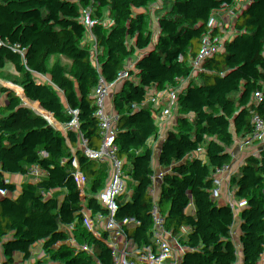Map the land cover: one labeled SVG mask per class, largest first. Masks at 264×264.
<instances>
[{
	"label": "trees",
	"instance_id": "1",
	"mask_svg": "<svg viewBox=\"0 0 264 264\" xmlns=\"http://www.w3.org/2000/svg\"><path fill=\"white\" fill-rule=\"evenodd\" d=\"M89 1L0 0V34L27 39L51 31ZM102 28L107 36L89 38L84 51L56 53L40 69L0 70V239L24 258L38 241L39 261L27 264H60V208L75 212L90 189L109 181L74 226L78 264H120L113 237L96 236L114 217L137 219L147 210L128 264H213L215 245L233 264H264V192L250 190L251 180L264 183V163L246 159L264 135V96L251 88V71L264 62V0H119L116 18ZM246 41L249 48L240 49ZM148 44L166 55L187 53L167 64ZM158 80L151 100L164 113L129 132L115 173L106 142L114 125L85 105L109 85L139 106ZM211 96L219 97L221 116L199 144L194 168L154 202L162 170L181 165L170 157L173 146L196 134L193 115ZM47 139L55 171L42 152ZM0 264L24 263L0 244Z\"/></svg>",
	"mask_w": 264,
	"mask_h": 264
},
{
	"label": "built area",
	"instance_id": "2",
	"mask_svg": "<svg viewBox=\"0 0 264 264\" xmlns=\"http://www.w3.org/2000/svg\"><path fill=\"white\" fill-rule=\"evenodd\" d=\"M90 0L85 7H75L73 15L64 22L56 25L51 31L35 34L30 36L28 39L13 38L9 43V50L0 49V59L6 58L0 65V70L10 69L17 70L21 67H27L34 65L40 69L44 63L49 62L52 55L56 53H78L84 51V41H78L74 39L71 30H76L79 25L77 16L86 10V17L88 23L92 27L91 37L105 38L107 36L106 31L102 28V22L105 18L115 19L116 12L119 7V0H98V8L94 7L93 10H88V7L93 3ZM71 36V37H70ZM73 37V38H72ZM250 46V42L246 41L240 45V49L246 50ZM147 47L162 57L163 61L169 64L174 58L179 57L182 54L187 53L185 47H181L172 55H166L153 44H148ZM259 71L264 77V62L259 65ZM231 95L236 93V88L228 89ZM249 101L254 102L252 95L247 94ZM213 111L221 112L222 105L215 107ZM197 126L207 123L210 119L208 116H204L200 113L193 115ZM42 152L48 160L49 167L52 171H55L52 165V159L56 155V151L52 148V140L49 139L43 143ZM69 152H66L68 154ZM171 158L179 157L178 154L171 151ZM246 159L253 166L257 167L261 163H264V135L262 136L259 145L252 144L246 151ZM184 178V172L180 167L173 168L170 165L166 166L162 170L160 182L156 189L153 190L152 195L154 202H161L163 193L172 187L178 185ZM57 180V179H56ZM56 182V181H55ZM250 190L252 192H264V183L251 180ZM91 199L86 197L79 205L75 212L68 213L64 208H60L59 214L54 222L56 243L55 247L59 250L60 264H78V255L80 252V245L75 241L74 236H70V223L74 222L75 217L78 214H83L88 210H92ZM145 219V217H139L137 219L118 220L117 218L111 219L105 231L101 235H97L96 239L103 238L106 236L113 237V244L119 255H124L130 249L133 248L139 224ZM223 224L217 222L214 230L217 235L223 232ZM34 249L28 254L26 258L17 256V252L14 249H10L5 245L7 251L16 257L18 260L27 264V261H39V242L31 241ZM213 254L215 261L213 264H233L232 256L219 245H215L213 248Z\"/></svg>",
	"mask_w": 264,
	"mask_h": 264
},
{
	"label": "rangeland",
	"instance_id": "3",
	"mask_svg": "<svg viewBox=\"0 0 264 264\" xmlns=\"http://www.w3.org/2000/svg\"><path fill=\"white\" fill-rule=\"evenodd\" d=\"M229 33H232V31H230ZM13 38H16V37H12L4 33L0 34V49L9 50L8 49L9 43ZM5 59L6 58L0 59V65L2 64V62L5 61ZM169 66L171 65H167L166 68H169ZM259 67L260 66H257L256 71L255 70L253 71L254 73H252L253 75L252 77L259 78L261 76ZM246 79L252 80L251 76L249 75H247ZM160 83H161L160 80H158L150 87V89L147 91L143 99L140 101L139 106L137 105L135 107H131L129 96L128 95H124V96L117 95V90L109 85H103L101 87H98L96 93L93 95L91 100L85 105L86 112L89 115H91L93 118L109 120L114 125V131L111 133V135L106 141L111 146L110 159H112L114 163L118 155L119 148H121L125 143L124 139L129 137V132L139 125L148 126V125L153 124L157 116L164 113V109L162 107L155 106L151 100L152 95L160 87ZM203 104H204L203 108L196 111V113H202L204 112V110H207L210 107L218 105L217 102H213V101L206 102V103L204 102ZM220 116H221V112H215L210 117L212 119L210 123H212V125L214 126L217 123ZM198 128L199 126H197V129ZM48 140L49 139L45 141H48ZM177 151L178 149L176 148V152ZM185 159L186 158H184V161H186ZM186 163L187 161L184 162L183 166L180 165L184 173L185 171H187V168L185 169L184 167ZM86 197H89V196H86ZM148 213H149V210L142 211L139 214V217H146ZM72 224L73 223L71 222L69 230L72 229ZM134 246L133 248H136ZM120 261L122 263L121 258H120Z\"/></svg>",
	"mask_w": 264,
	"mask_h": 264
},
{
	"label": "crops",
	"instance_id": "4",
	"mask_svg": "<svg viewBox=\"0 0 264 264\" xmlns=\"http://www.w3.org/2000/svg\"><path fill=\"white\" fill-rule=\"evenodd\" d=\"M92 2L93 3H91V5L88 7V10H93L94 7L98 8V4H99L98 0H94ZM86 13H87L86 10H82V12L77 16V19L80 22L79 25H78V28L76 30H74V31L71 30L74 39H76L78 41H84L85 42V41H87L90 38V35H91L92 27L88 23V19L86 17ZM254 70L256 71V69H254ZM253 71H251V73H254ZM253 80H252L251 88L253 87L256 90L257 89L260 90L261 91V96H264V77H263V75L261 74V76L259 78H254ZM211 101L217 102L218 103L217 106L220 105V101H219V97L218 96H216V97L215 96L208 97L207 99H205L204 102L206 103V102H211ZM217 106L210 107L207 110H204V112L200 113V114H203L204 116H208V118L210 120L207 123L200 125L199 128L196 130V134L193 137H191L190 139L175 143V145L173 146L174 152L176 154H178V156L180 158L181 166H183L184 162L187 161V163L184 166L185 169L187 168V171L192 170L194 168V165L196 164L195 152H196L199 144L201 143V141L203 139L207 138L210 135V133L212 132V130H213L214 126L212 125V123H210V121L212 120L210 117L215 112H217V111H213V109L215 107H217ZM205 111H207V112H205ZM208 132H209V134H208ZM176 148L178 149L177 152H176ZM184 158H186L185 159L186 161H184ZM188 159H190V160H188ZM120 163L121 162H120V158H119V154H118L116 159H115V173L117 172ZM188 169H190V170H188ZM107 182H109V181L98 182L92 189H90L88 191V193H87V196H89L88 198H90L91 200H95L97 192L102 188V186L104 184H107ZM81 219H82V214H78L75 217L74 222L72 224V229H70V236H74V226H75V224L79 223L81 221ZM0 244L5 247V242L4 241L0 240ZM7 246L12 250L13 245L10 244V246H12V247H10L9 245H7ZM13 249L15 250L14 247H13ZM133 249L134 248L130 249L124 255H119V252L117 251L118 256L122 259V263H120V264H128V262L133 258V255L135 256L136 249H134V250ZM17 256L23 257L21 254H17Z\"/></svg>",
	"mask_w": 264,
	"mask_h": 264
},
{
	"label": "bare ground",
	"instance_id": "5",
	"mask_svg": "<svg viewBox=\"0 0 264 264\" xmlns=\"http://www.w3.org/2000/svg\"><path fill=\"white\" fill-rule=\"evenodd\" d=\"M5 245L7 246V245H9V244H6V243H5ZM9 246H10V245H9ZM12 249H13V247H12Z\"/></svg>",
	"mask_w": 264,
	"mask_h": 264
},
{
	"label": "water",
	"instance_id": "6",
	"mask_svg": "<svg viewBox=\"0 0 264 264\" xmlns=\"http://www.w3.org/2000/svg\"><path fill=\"white\" fill-rule=\"evenodd\" d=\"M17 254H19V253H17Z\"/></svg>",
	"mask_w": 264,
	"mask_h": 264
}]
</instances>
